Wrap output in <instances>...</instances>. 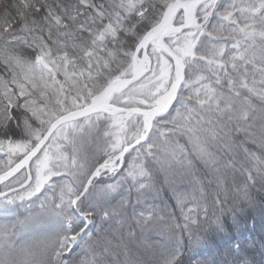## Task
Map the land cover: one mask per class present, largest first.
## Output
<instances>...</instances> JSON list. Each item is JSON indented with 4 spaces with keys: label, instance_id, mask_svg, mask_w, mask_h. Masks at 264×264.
<instances>
[{
    "label": "snow or ice",
    "instance_id": "obj_1",
    "mask_svg": "<svg viewBox=\"0 0 264 264\" xmlns=\"http://www.w3.org/2000/svg\"><path fill=\"white\" fill-rule=\"evenodd\" d=\"M0 264H264V0H0Z\"/></svg>",
    "mask_w": 264,
    "mask_h": 264
}]
</instances>
